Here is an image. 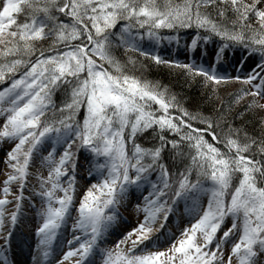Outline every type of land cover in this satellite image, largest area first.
<instances>
[{"label": "snow or ice", "instance_id": "snow-or-ice-1", "mask_svg": "<svg viewBox=\"0 0 264 264\" xmlns=\"http://www.w3.org/2000/svg\"><path fill=\"white\" fill-rule=\"evenodd\" d=\"M187 30L195 31L189 48L218 40V57L243 47L259 60L243 76L222 77L152 50L166 40L179 46ZM140 58L202 77L213 93L226 82L241 88L214 114L190 110L168 86L137 75ZM0 85V145H8L0 229L30 204L41 220L34 264L41 256L51 264L73 212L69 250L56 264L97 256L101 264H264V0H0ZM250 113L262 134L236 126ZM81 157L95 182L77 199ZM132 190L143 219L102 248ZM181 202L187 223L161 248ZM11 235L0 238L8 244Z\"/></svg>", "mask_w": 264, "mask_h": 264}, {"label": "trees", "instance_id": "trees-1", "mask_svg": "<svg viewBox=\"0 0 264 264\" xmlns=\"http://www.w3.org/2000/svg\"><path fill=\"white\" fill-rule=\"evenodd\" d=\"M174 35L175 34H173V36ZM194 35H195L194 30H187L181 34V39L186 36L193 37ZM199 48L203 50V53H207L208 51L213 49H215L217 53V50L219 48V41L217 40L215 42H209L207 45L202 44L201 46H199ZM152 50L158 51L163 59L170 61H178L180 63H189L181 56V54L184 52V48L181 47V42L180 45L174 51H172L171 46L165 42L159 47V49L157 50L152 49ZM227 51L230 52L225 53L226 55L224 54L221 57L217 56L218 58L217 62L215 63V65H213L212 68L209 67L208 61L205 60H203L205 64L203 63L202 67L214 69L216 74L222 77H234L236 75L243 76L249 70H251V68H253L255 66V63L259 60L258 56L250 55V53L243 47H234L228 49ZM122 53L123 50L121 49L118 54L122 55ZM236 53L241 54V57L238 59V61L234 58V54ZM130 55H135V54L130 53ZM140 59L143 62L144 67L141 72H137V75L138 76L142 75L146 79L152 81H158L163 85L168 86L173 92L177 93L182 99H186L188 101L186 106L190 110L195 109V110L203 111L205 114H214L215 110L220 107L221 101L224 102L226 107L229 103H232L235 94L241 88V85L237 83L226 82L219 85L215 93H213L210 88L204 87L202 77H196L195 79L186 77L181 73L179 69L170 68L166 65L157 66L150 60L144 61L143 58ZM225 61H226V68H225ZM237 69H241L242 71L238 72ZM4 86L5 85H0V88H3ZM227 86L228 87L230 86L229 89L230 88L231 89L230 90L227 89ZM218 92H222V93H218ZM244 103H246V100L241 102V104L239 105H233V111L229 114V119H231L232 116H235L238 110L243 109ZM259 119H260L259 115L250 113L247 117H245L244 120L236 119L235 124L237 127H241L242 125L246 124V128L249 133H255L256 135H260L262 134V130L260 126L256 124V121H258ZM84 155H87V153H85ZM88 167H89L88 162H86L84 158L81 157L79 161L78 175L87 178ZM134 196H136L134 191H131L129 194V198L132 199L134 198ZM183 210L184 213L187 214L185 205L183 204V202H181V204L174 209L172 215L170 216L169 221L167 223L168 228L173 229V222L176 221L177 215H179ZM122 225H124V222H122Z\"/></svg>", "mask_w": 264, "mask_h": 264}, {"label": "rangeland", "instance_id": "rangeland-1", "mask_svg": "<svg viewBox=\"0 0 264 264\" xmlns=\"http://www.w3.org/2000/svg\"><path fill=\"white\" fill-rule=\"evenodd\" d=\"M190 42L189 39L182 40V44L184 46L187 45V43L190 44ZM170 44L171 43H169V45ZM213 54L214 52L212 51L211 55L213 56ZM229 87L227 86V89H229ZM218 93H222V92H218ZM0 148L6 151L8 145H0ZM3 160H4V151H0V191H2V180L4 179L3 173L6 171L5 165L2 163ZM91 181L85 177L81 178L80 182H78L79 187L77 190V199H79V197L83 194V191L89 186L90 183H94ZM139 197H140V193H137L132 200L127 198V201L122 205V208H124L125 210L124 217L121 216L120 217L122 220L127 219L128 221H126L127 223H125L124 226L123 225L120 226L119 224L120 226L119 228H116L112 224V226L109 229L106 240L101 244L102 248L105 249L114 248L116 242L121 240L123 236L127 234V232L131 231V229L136 226V224L138 223V219H143V214L142 213L138 214L136 212V204L138 202H141ZM27 203L28 202L26 201L25 204ZM27 205L22 207V211L19 214V218L15 226H13L10 221H6L4 228L0 229V237L7 236L9 231L12 233L10 238L11 243L9 242L8 244H5L4 239L0 238V254L7 257L9 264H13V261H11L10 259V254L8 249L9 246L14 247L15 250L20 252L22 256L24 253L30 256L32 258V262L34 261L33 257L37 255L38 237L36 236V229L40 225L41 220L38 217L37 212L29 205V203ZM13 210L14 208L10 207V211ZM75 217H76V213L73 212L72 219H69L67 221L65 228L60 231L57 239L54 241L52 255L48 257V260L51 261V264H56V261L62 257L63 253L69 250L67 240L72 239L71 229ZM187 219H188L187 215L184 213V211H181V213L177 215L176 221L173 222V231L169 232L163 230L164 233L161 234V248L167 246L165 243L166 237L170 233L177 232V225H179L180 228H183L187 223ZM160 220L156 224V228H159ZM156 234L155 232L153 233V235ZM40 259L42 261V264H47V261H43L42 256L40 257ZM0 264H2V261H0ZM95 264H101L99 256L95 258Z\"/></svg>", "mask_w": 264, "mask_h": 264}, {"label": "bare ground", "instance_id": "bare-ground-1", "mask_svg": "<svg viewBox=\"0 0 264 264\" xmlns=\"http://www.w3.org/2000/svg\"><path fill=\"white\" fill-rule=\"evenodd\" d=\"M11 254L12 258L15 260V264H29V262H27V258L19 256L20 254L18 252L12 251Z\"/></svg>", "mask_w": 264, "mask_h": 264}]
</instances>
